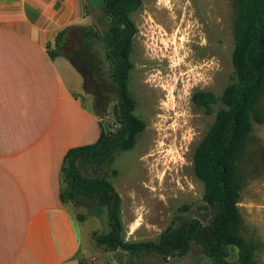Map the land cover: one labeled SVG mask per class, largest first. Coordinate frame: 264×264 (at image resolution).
I'll use <instances>...</instances> for the list:
<instances>
[{
    "label": "rangeland",
    "instance_id": "1",
    "mask_svg": "<svg viewBox=\"0 0 264 264\" xmlns=\"http://www.w3.org/2000/svg\"><path fill=\"white\" fill-rule=\"evenodd\" d=\"M103 1L87 0L84 23L67 28L58 51L59 57L71 60L81 71L84 92L92 99L104 131L115 133V96L107 95L113 87L106 46L96 39L86 40L81 30L87 27L101 35L107 30L109 18ZM236 15L231 0H141L140 7L131 14L136 33L131 44L128 90L135 103L133 114L144 124V130L131 150L117 151L100 166L80 167L84 177L105 179L119 195L121 235L125 241L157 242L169 227L174 229L190 220L206 225L211 217L203 198L204 186L194 174L193 154L217 113L224 109L226 88L236 82L231 63ZM86 42L91 45L89 51ZM175 47L182 65L177 68L172 63ZM68 69L76 77L74 84L80 82L81 77ZM200 91L210 92L215 98L209 112L192 103V96ZM102 98L110 100L105 116L98 112ZM86 103L91 107L88 100ZM257 111L261 121L252 119L238 163L241 184L236 206L241 216L240 235L254 246L255 264H264V97ZM94 205L89 199L68 203L70 211L85 217L83 225L77 219L73 221L82 247L87 244L91 252L107 253L108 264L162 261V256L153 252L130 256L120 250L106 252L105 247L98 246L94 236L107 233L109 227L107 209L94 216ZM230 252L233 261L236 251L232 248ZM167 261L213 262L194 243L186 256L169 257Z\"/></svg>",
    "mask_w": 264,
    "mask_h": 264
},
{
    "label": "crops",
    "instance_id": "2",
    "mask_svg": "<svg viewBox=\"0 0 264 264\" xmlns=\"http://www.w3.org/2000/svg\"><path fill=\"white\" fill-rule=\"evenodd\" d=\"M86 3L0 0V264H108L81 246L78 214L60 200L65 155L103 126L81 74L50 56L60 31L84 23Z\"/></svg>",
    "mask_w": 264,
    "mask_h": 264
},
{
    "label": "trees",
    "instance_id": "3",
    "mask_svg": "<svg viewBox=\"0 0 264 264\" xmlns=\"http://www.w3.org/2000/svg\"><path fill=\"white\" fill-rule=\"evenodd\" d=\"M236 9L233 30L234 49L231 63L236 82L228 86L222 97L224 109L217 113L206 136L193 154V170L204 186V201L211 211L206 225L198 220L182 222L177 228H167L157 242L125 241L121 235L120 197L113 186L103 178H87L80 172L82 165L100 166L111 160L117 151L131 150L144 124L133 114L135 103L129 94L128 80L132 69L130 54L136 33L131 14L141 5V0H104L103 10L109 18V27L99 34L82 27L86 40L96 39L106 46L111 89L108 96H115L112 112L118 129L107 133L101 129L95 144L71 149L64 157L61 168L65 184L60 194L62 203L77 204L80 199L93 200V215L100 216L107 209L109 230L94 236L95 243L106 252L122 251L130 256L157 253L168 264V258L187 255L191 244L212 259V264H255L254 246L247 244L240 235L241 216L237 208L241 184L238 163L241 159L254 119L260 122L257 105L264 97V0H231ZM67 31H60L50 51L52 58L59 56L61 40ZM86 50L91 49L86 42ZM71 65L82 75L75 64ZM105 95V94H104ZM192 103L209 108L215 103L212 93L200 91L192 96ZM99 115L105 116L110 100L102 98ZM78 214L77 221L83 222ZM236 259H231V249Z\"/></svg>",
    "mask_w": 264,
    "mask_h": 264
},
{
    "label": "bare ground",
    "instance_id": "4",
    "mask_svg": "<svg viewBox=\"0 0 264 264\" xmlns=\"http://www.w3.org/2000/svg\"><path fill=\"white\" fill-rule=\"evenodd\" d=\"M174 36V35H173ZM173 41V40H172ZM172 63L174 65L175 68L179 67L181 62H180V59H179V49L178 48H174V51H173V55H172ZM182 66V65H181ZM180 66V67H181Z\"/></svg>",
    "mask_w": 264,
    "mask_h": 264
}]
</instances>
